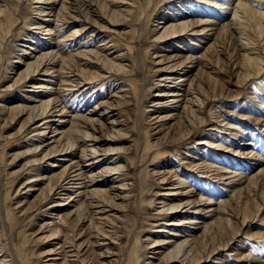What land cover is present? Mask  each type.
<instances>
[{"label":"bare ground","instance_id":"6f19581e","mask_svg":"<svg viewBox=\"0 0 264 264\" xmlns=\"http://www.w3.org/2000/svg\"><path fill=\"white\" fill-rule=\"evenodd\" d=\"M164 1L0 0L1 36L7 38L21 23L23 29H29L12 45L18 65H12L10 70H16L17 76L4 90L29 87L28 92L33 93L23 99L11 97L0 104L2 120L9 127L19 124L17 134L23 135L27 147L26 151L13 153L11 160L30 156L21 168L25 171L30 166L28 173L24 172V195L20 198L18 189L16 196H10L13 202L9 216L20 214L26 218L33 212L43 216L30 235L35 242L41 241L45 250L26 264L116 262L117 253L112 246L117 243L110 228L122 221L125 203L134 196L136 185L129 178L135 163L130 156L133 139L127 114L133 105L143 112L146 131L155 141L164 139L168 147L185 143L201 131L211 139H219L217 135L222 134L221 142L198 140L187 148L194 154L186 152L177 164L159 162V152L148 156L146 165H155L149 168L150 175L159 185H165L149 202L164 221L153 225L157 227L152 231L157 234L156 239L143 240L150 241L144 247L143 264H161L163 260L168 264H264V253L253 255L243 241L264 240V232L251 229L264 204L259 210L255 208L258 213L261 211L259 214L253 212L254 216L245 215L242 219L234 215L232 205L246 186L264 181V153L256 152L261 147L257 132L264 133V108L253 105L254 115H246L252 128L245 125L249 129H243L236 111L217 104L240 98L247 88L245 82L264 71V34L247 41L236 35L249 18L247 12L255 14L257 29L261 27L264 33V0H169L172 7ZM234 3V13L229 18L224 10ZM25 4L29 6L24 7ZM28 8L30 13L25 10ZM151 19L154 22L144 36L141 30ZM73 26L80 28L70 31ZM42 34L50 40L35 37ZM220 35L234 42V57L230 58L234 74L233 78L226 77L234 88L228 94H215V76L220 77L222 68L218 59L207 56L215 46L216 53L221 52ZM78 38L77 45L72 44ZM133 49L143 51L151 64L150 73L143 74L144 86L137 81L143 69L130 55ZM101 82L115 92L106 98L98 91L92 92L89 85L98 88ZM146 88L155 90L150 100ZM72 93L68 105L67 97ZM75 100L80 102L78 107L73 104ZM208 115L213 126L209 130H215V134L203 131L209 126ZM248 136L251 140L246 141ZM150 145L148 149H152ZM201 145L224 148L234 154L238 152L235 147L246 150H239V160L232 162ZM44 163L47 167L41 169ZM32 171L36 174L31 175ZM216 181L224 185L220 191L213 185ZM230 218H235L234 224L240 219V227L229 233L231 238L215 244L218 236L213 234ZM206 239L211 249L201 255L202 251L197 250ZM237 239L239 243L234 246ZM9 256L0 246V264H14Z\"/></svg>","mask_w":264,"mask_h":264},{"label":"rangeland","instance_id":"374dc122","mask_svg":"<svg viewBox=\"0 0 264 264\" xmlns=\"http://www.w3.org/2000/svg\"><path fill=\"white\" fill-rule=\"evenodd\" d=\"M164 2H166V4H168V6L170 5L169 7H172L171 2L169 0H166ZM164 2H162V5ZM25 3H28V2H25ZM193 3L194 2H192V4ZM35 5H38V4H33V6H35ZM235 5H236L235 3L230 5L232 7L231 11H230V9H231L230 6H229L230 7L229 10H224V11H227L228 14L230 15L229 18H231L233 16ZM25 6H29V4H25L24 7ZM168 6L167 5L164 6V9H165V7L167 8ZM225 6H227V4H225ZM253 7L259 8V7H256V5H254V4H253ZM205 8H207V7H205ZM25 10H26V12H29V13L31 11L29 8H28V10L27 9H25ZM208 10H210V9H208ZM158 13H159V11H158ZM251 13L252 12H250V13L247 12V16L249 17L248 20L245 23H243V27L241 26L239 28L238 34L236 33V35L239 36V38L241 37L242 39L241 38L240 39L243 41H247V39L251 38V37H252L251 39L257 40V39L261 38V34L262 35L264 34L261 27H260L261 29L259 27L257 29L258 25H256L257 23L255 24V22H254L256 20V18L254 17L255 14L252 13L253 17L251 18L250 17ZM29 15L30 14H26V17H28ZM156 16H157V14L155 13L154 17H156ZM256 21H258V20H256ZM153 22L154 21L151 19L150 24L146 28L141 30L144 36L147 35L145 31H148L151 28V25ZM30 26H32V25H30ZM19 27H20V29H19ZM19 27H18V29H13L15 31L12 30L10 33H8L7 38L5 36L2 37L1 36L2 34H0V39L2 38L1 43H0V47H1L0 48V104L9 101L12 98L16 99L17 96H19L20 99H23V97H25V96L30 97V94L33 93V92H28L29 90H31V89H27L29 87L21 88L19 91L17 89L14 90V88L11 90H4L5 87H7L8 85H10L12 83L10 81V79L13 76H17V74L15 75L16 70H10V68H13V66L18 65L17 63H15L18 61L17 60L18 58H14V54H15L14 53V46H12V45H13V43L18 42L17 40L20 38L22 33H24V31L26 33L29 32V29L28 30H27V28L23 29L22 23L19 25ZM77 28H80V27L73 26L72 28H70V31H73ZM245 33H247V34H245ZM9 35H11L10 36L11 39L8 38ZM35 37H38V38L41 37L43 39L50 40V37H48V35H45V34L38 35ZM83 37H85V35L81 36L80 38H83ZM80 38H78L72 44L77 45V43H78L77 41ZM35 40H37V38ZM218 40H219L218 43L220 44V47L218 49L221 48V52L217 54L215 51L216 50V46H215L213 48V50L211 52H209L207 55L212 60L218 59V63L222 68V71H220V73L218 74V76H220V77L215 76V78H218V88L216 87L217 90L215 91V94H218V93L228 94V92L233 93V89H231V88H234V87L231 85V83L226 82V80H228L226 77L228 76L230 78H233V74H234V70L232 69V66L230 65L231 64L230 58L234 57L233 56L234 55L233 54L234 53L233 52L234 42H231V40H228V38H226L225 36H222V35H220ZM46 43H48V41ZM145 44L147 45L148 43L146 42ZM189 45L191 46V44L188 43V46ZM135 49L131 50L133 52H131L130 55L133 56V60H135V63H138V66L142 65L140 68H142L143 71H142L140 77L137 79V81L139 80L138 82H139L140 86H144L145 81L143 80V77H144L143 74H145L147 71H148V73H150L148 67H151V64L149 63L150 61L146 57V55L143 53V51L140 52L141 50H139L137 52V50H135ZM137 55H139V56H137ZM9 70H10V73H9ZM148 73H146V74H148ZM209 76L212 77L211 75H209ZM147 79L149 80L150 77L148 76ZM206 79H208V78H206ZM212 79H214V75H213ZM100 84L102 86H100ZM210 84H211V81L208 80V85L211 89ZM97 85H99L98 88H94L95 85H89V86L93 88L92 92H93V90L98 91L97 93H101L102 95H100V96H102L103 98H106L107 95L113 94L115 92L112 90L113 88L108 89L107 84H104V82H101ZM245 85L247 87L246 91H244V93L242 94V96H240V98H237V99L235 98V100H229V99L221 100L217 104L219 106H222V108H224V109L236 111L237 112L236 114H238V117L236 116L238 119L237 121H239L240 124L242 123L241 125H244L243 129H244V127L249 129V127H247V126L251 127V122H249L246 115L247 114L254 115V113H253L254 109L252 106L253 105L255 106V104H256L259 107L264 108V71H262L261 74L256 79L245 82ZM147 89L148 88H146L145 92L149 94L147 98L150 100L151 94L155 93V90L149 91ZM32 91H37V90L34 89ZM89 91H91V90H87V93ZM73 94L74 93H72L69 97H67V104L68 105H69V103H71V101L73 99V97H72ZM12 101H14V100H12ZM24 101H29V99H26ZM73 104L78 107L80 105V102H79V100H75L73 102ZM98 112H100V110ZM127 115H130V117H129V119H130L129 123L130 124L128 123V127L129 128L131 127L130 131H132L131 132L132 136L130 137V139H133V141L130 142L131 147H132V153L130 156L132 159L131 161H133L135 163V165H133V167H131L132 170L130 169L129 178H130V181L134 182V184H136V185H135V190L133 192L134 196H132V198L128 199V201H130L129 203H128V201H126V203H125V205H127V206L123 212L122 221H120L116 227L110 228L111 232H109V233L111 234L112 230L114 231L112 233L115 236L114 237L112 235L113 241H114V239H116L115 241L117 243V244H115V246H112V250L114 249L113 251L115 253H117V255L115 256V258L117 260H116V262H113L111 264H139V262H140V264H143L144 247H145V245H148L150 242V241H147V242L144 241L143 242V240L147 239L148 237H150L151 240L156 239L157 237H155V236L157 234H152V231H155L157 229V227H154L153 225L159 223V221H162V222L164 221V219L160 218L161 216L155 214L157 210H155L154 206H151V204L149 202L150 199L155 198L154 197L155 192H157L159 190L162 191V189L165 188L164 187L165 185H162V184L159 185L158 182L154 181L153 177L150 175L149 170L153 169V167H155V165L148 166L149 158L153 157V155H155L156 153L159 152L158 153L159 154L158 155L159 162H162L165 160L163 163H169L170 165H171V163L177 164L180 161L179 158L183 157L186 152H188L189 154H192V155L194 154L193 151H187L188 150L187 148L189 146L196 145L198 140L204 138L209 143H212V142L217 143L218 142L217 140H220V142L222 140V134L221 133L217 135L218 138L220 137L219 139H211V138L206 137V136L204 137L201 134V132H202L201 131L197 135H194L189 140L185 141V143H179V144L168 147V146H166V142L164 143V139L161 141H155L154 137L153 136L151 137V134H149L146 131L148 129V125L145 121V116L143 115V112H141L140 108L137 105H133L132 109L128 111ZM206 116H207V114H206ZM207 118L209 119L208 120L209 126L206 127V130L204 128L203 131H205L206 133H209V134H211V133L215 134V130L214 131L209 130L210 128L213 127L212 123H211L210 115H208ZM223 118L224 117H222L221 120ZM2 119H3V117L0 116V246L4 247V249L6 251H8V253L10 255L9 258H12L13 262L15 261L14 264H20V262H21V264H26L28 261H35L38 257V254L41 253L43 250H45L44 244H41V241L35 242L34 239H32L33 236L30 235L35 229L38 228L39 225H37V223L40 221H43L42 220L43 216L38 212H36V213L33 212V213H30L28 216H26L28 221L26 220L25 216H20V214L14 215L15 217L13 216V214H11L9 216L10 205H11V202H13V200H11L10 196H16V194H17L16 191L18 189H20V191H21L19 197L21 198L24 195L23 193H24L25 189L23 188L24 187L23 182H25L27 180V178H26L27 176L25 174L28 173L29 170H27V169L30 166H26L27 171L26 170L22 171L23 169H21V168L25 163H27V160L30 156H26L25 159L21 158V160H17V161L11 160L13 158L11 156L13 153L26 151L27 147H25L26 143L24 142V139L22 137L23 135L17 134V129L19 127V124L18 125L14 124V125L9 127V126H7L8 124H6L5 121ZM226 121H228V119H226ZM245 125H247V126H245ZM132 128H133V130H132ZM215 128H217V127H215ZM220 128L221 127H219V125H218V130H220ZM146 133L150 136H148ZM257 133L259 134V137H258V141H257V139L255 141H257V144L261 145L262 148L260 147L259 150L256 149V152L259 151L258 154L259 153L263 154L264 153L263 152V150H264V141H263L264 140V133H261L259 131ZM199 134H201V135H199ZM259 138L263 139L262 142L259 140ZM249 140H251L249 138V136L246 137V141H249ZM130 143H128V144H130ZM153 143H155V145ZM149 144H151L150 148H152V149H148ZM163 144H165V145H163ZM225 144L226 143L222 142L223 146H228V144H226V145ZM200 147H202V148L205 147L206 149H208V151L209 150L216 151L219 156L222 155V157H225V158L228 157L229 158L228 160L232 161V162L239 160V155L241 156V154H239L238 152L241 151L240 153H242L244 150H246V149H241V148L238 149L235 147L234 151L238 150V152L236 154H234V152L231 153V152H229V150L224 149V148L215 149V148L209 147L208 145H201ZM161 148H162V150H161ZM229 148H234V147H229ZM260 149H261V151H260ZM147 150H148V152H147ZM165 150H166V152H164ZM145 152H147V153H145ZM148 156H149V158H148ZM39 157H41V156H39ZM188 160H192V158L189 157ZM243 160H246V159H243ZM50 162L51 161H47V163H50ZM159 162H156V163H159ZM247 162H252V161H246V163ZM47 163H44L43 167L41 169H44L45 167H47ZM146 163H148V164L146 165ZM243 163L245 165V162H243ZM32 167H34V166H31V168ZM24 172H25V174H24ZM34 174H36V172L32 171L31 175H34ZM212 180L215 181V179H212ZM192 183H193V181H191L189 184H192ZM213 185L218 186V191H220L219 187L222 188L224 186V185L222 186V184L217 182V181L214 182ZM157 200H156V202H157ZM259 203L261 205H259ZM263 204H264V181H259V182L255 181L254 183H251L248 186H246V188L243 190V192L241 194V197L237 198L235 203L232 204V205H234L233 210H235L233 212H234V215H236V217L238 216L239 218L241 217L240 219H242V217L245 215L254 216V215H252L253 212H254V214H256V213L259 214L262 211L260 213V216L256 220V222L251 224V229L257 230L258 232H260V231L264 232V226L260 225L261 217L264 215ZM158 206H160V205H158ZM259 206L263 207V209L261 211H259V213H258L257 210H259ZM127 209H129V210H127ZM125 212L127 213V215L125 214ZM30 215L32 216V218L30 217ZM24 218H25V220H23ZM239 220L235 224L232 223V222H235V218H230V222H229L230 224L224 222L225 226L224 225L221 226V228L216 230V232L213 234V237H215V238L218 236L216 239H214V243L217 244L219 242H223V241H226L229 238H231V234L234 231H236L238 229V227H240L241 221L239 224ZM234 225H237V227ZM262 225H264V224H262ZM227 228H228V230H227ZM229 233H231V234L229 235ZM152 235H154V236H152ZM206 241L207 242H204V245L206 244L207 248H206V245L204 246L202 243L200 245L199 249L197 250V252H200V250L202 251V252H200L201 255L207 254L211 249V248H209L210 245H208V243L210 241L207 239H206ZM243 241L246 243V248H249V247L251 248L250 252L253 255L257 254L256 256H263L262 253H264V240L255 239V240H249V241L243 240ZM42 243H44V241H42ZM238 243H239V241L237 239L234 243V246H235V244L237 245ZM212 245H213V243H212ZM18 249L21 251V253H19ZM21 254H23V255H21ZM20 255L24 257L25 261L23 260V257H21ZM16 256H17V258H16ZM166 261L167 260H163L162 262H164V263H161V262L160 263L161 264H168Z\"/></svg>","mask_w":264,"mask_h":264}]
</instances>
